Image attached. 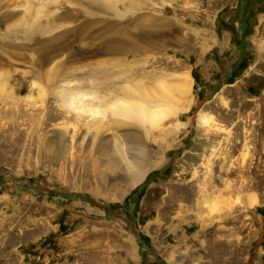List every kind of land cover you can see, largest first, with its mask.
Returning <instances> with one entry per match:
<instances>
[{"label": "rangeland", "instance_id": "374dc122", "mask_svg": "<svg viewBox=\"0 0 264 264\" xmlns=\"http://www.w3.org/2000/svg\"><path fill=\"white\" fill-rule=\"evenodd\" d=\"M1 63L0 264H264V0H0Z\"/></svg>", "mask_w": 264, "mask_h": 264}, {"label": "bare ground", "instance_id": "6f19581e", "mask_svg": "<svg viewBox=\"0 0 264 264\" xmlns=\"http://www.w3.org/2000/svg\"><path fill=\"white\" fill-rule=\"evenodd\" d=\"M69 2H70V0H69ZM62 9H63L62 14L60 16H58L57 18L64 19V20H66V19H72V20L76 19L77 17H79V13L81 12V11H78L79 13L74 14L73 11L67 10L64 7H62ZM4 11H6V10H4ZM4 17L6 19L7 15H4ZM4 21L5 20H2L1 22H4ZM9 43H11V42H9ZM53 58H54L53 55H46L40 61H38L40 69H38L39 71L34 70V72L37 71L36 74H35V79H38V80L41 79L44 76L43 75V71H45V72L46 71H48V72H51V71L53 72L54 71L55 73H57L58 68L56 66H54L51 70L45 69V67L47 65H49L50 63H53V61H52ZM2 65H4V64L1 63V65H0L1 68L4 67ZM5 72H1L0 73V77L1 78L4 77V75H6V74H7L8 77H10L9 74L7 72L6 73ZM131 103L132 102L124 104L122 101H121L122 105L119 104L118 102L115 103V104H117V106L119 105L118 108H117V112L119 114L123 115V116H128L130 118L132 117V118L138 119L139 121H143L144 119L148 118L151 115V113H149L150 109L148 111V109L142 107L141 103L140 104H138V103L137 104L136 103L135 104L134 103L131 104ZM150 103H151V101H150ZM152 115L156 116V114H152ZM148 171H149V169L145 168L143 164L136 163L133 177L130 178L131 184L133 185V184L139 182L143 177H145V175L147 174Z\"/></svg>", "mask_w": 264, "mask_h": 264}]
</instances>
